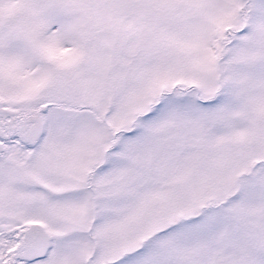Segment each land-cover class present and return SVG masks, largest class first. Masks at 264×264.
Segmentation results:
<instances>
[{
	"label": "snow or ice",
	"instance_id": "snow-or-ice-1",
	"mask_svg": "<svg viewBox=\"0 0 264 264\" xmlns=\"http://www.w3.org/2000/svg\"><path fill=\"white\" fill-rule=\"evenodd\" d=\"M0 264H264V0H0Z\"/></svg>",
	"mask_w": 264,
	"mask_h": 264
}]
</instances>
